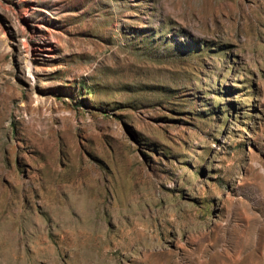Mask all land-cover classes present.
<instances>
[{
    "label": "rangeland",
    "instance_id": "1",
    "mask_svg": "<svg viewBox=\"0 0 264 264\" xmlns=\"http://www.w3.org/2000/svg\"><path fill=\"white\" fill-rule=\"evenodd\" d=\"M0 264H264V0H0Z\"/></svg>",
    "mask_w": 264,
    "mask_h": 264
}]
</instances>
